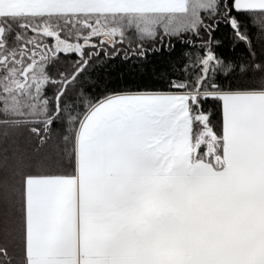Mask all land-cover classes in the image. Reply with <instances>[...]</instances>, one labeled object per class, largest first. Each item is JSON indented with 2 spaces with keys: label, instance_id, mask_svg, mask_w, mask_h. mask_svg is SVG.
I'll use <instances>...</instances> for the list:
<instances>
[{
  "label": "snow or ice",
  "instance_id": "obj_1",
  "mask_svg": "<svg viewBox=\"0 0 264 264\" xmlns=\"http://www.w3.org/2000/svg\"><path fill=\"white\" fill-rule=\"evenodd\" d=\"M221 23L250 45L264 0H0V128L37 151L55 138L65 169L0 166L13 213H0V264H13L16 216L20 264H264V63L217 55ZM173 38L200 52L167 90L95 92L90 70ZM61 54L76 59L53 77Z\"/></svg>",
  "mask_w": 264,
  "mask_h": 264
},
{
  "label": "trees",
  "instance_id": "obj_2",
  "mask_svg": "<svg viewBox=\"0 0 264 264\" xmlns=\"http://www.w3.org/2000/svg\"><path fill=\"white\" fill-rule=\"evenodd\" d=\"M206 22H210L207 21ZM251 35V44H245L236 40L235 35L231 27L225 23H221L211 33L213 41H218L219 44H213L214 51L224 60H231L234 64H260L264 63V37L257 35L256 29H248ZM204 39H207L205 33H201ZM131 39H135L133 32L129 33ZM189 38H192L189 34ZM165 45L168 40L165 38ZM172 43L174 48L165 47L159 52H149L147 57L143 60H137L135 58L124 62V53L114 59L107 61L102 66H96L92 72V79L99 82V87L95 89L96 93H100L107 86L110 89L121 91L125 89L130 90H167V81L173 78V68H182L186 62V54H190L195 58L196 54L200 52L199 47H193L177 41L173 38ZM197 45L199 40L196 41ZM146 47H151V42H145ZM160 47L159 43L155 45ZM127 47V44H125ZM76 57L69 55L65 56L61 54L56 62H54L48 68V72L55 77L58 72L65 71L69 67V62L75 60ZM251 75V74H250ZM258 75V73H257ZM88 74H85L87 77ZM85 77L81 79L84 80ZM240 77L239 68L236 70L234 76H230L228 79L233 83L239 82ZM228 82V81H225ZM49 94L53 89H48ZM212 111L213 123L217 125L219 130V105L216 102H211L205 106ZM58 128L59 126H54ZM56 143L55 138L52 143L45 146L42 150H36V140L30 136L29 133L23 129H7V135H4V129L0 128V166L5 163L8 168H12L18 160L23 161V167L25 170L33 169L45 170V171H64L58 162L60 149H55V155L58 160L57 163H51V157L53 152L50 149L53 148V144ZM6 150V152H5ZM7 156V160H4V156ZM47 157L49 163L42 165L40 163L41 157ZM0 213L12 216V210L9 208L0 207ZM16 219L17 231L15 236V245L9 243L11 257L13 264H20L21 250L19 246V220Z\"/></svg>",
  "mask_w": 264,
  "mask_h": 264
}]
</instances>
